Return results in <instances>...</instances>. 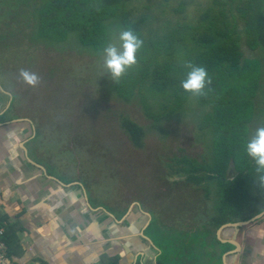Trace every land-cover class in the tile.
Segmentation results:
<instances>
[{"label": "rangeland", "instance_id": "obj_1", "mask_svg": "<svg viewBox=\"0 0 264 264\" xmlns=\"http://www.w3.org/2000/svg\"><path fill=\"white\" fill-rule=\"evenodd\" d=\"M39 1L0 0V99L8 105L0 112L4 119H26L32 138L20 144L48 173L81 184L113 223L125 216L144 219L140 226L144 232L139 229L137 233L140 240L150 239L162 248L160 240L165 234L160 233L165 228L178 236L175 242L192 244L185 253L181 245L173 244L166 264H180L177 257L183 256L197 257V264H220V254L229 246L207 234L219 207L217 178L210 179L213 172L204 168L211 163L205 108L189 95L181 109L156 121L154 116L167 112L174 99L149 90L155 78L151 73L154 65L148 66L146 76L129 70L124 76L128 78L118 82L102 77L100 55L80 45L74 34L59 43L36 36V21L30 12ZM239 1L132 0L124 10L127 20L140 27L144 46L138 55L143 59L150 56V42L162 41L178 24L200 27L181 31L182 40H174L172 51L160 53L156 59L160 67L172 63L184 68L203 50L199 35L213 37L215 44L222 41L216 33L223 30L222 24L214 16L221 18V12L230 17ZM180 5H184L183 11ZM116 24L111 26L109 42L118 29ZM263 48L251 51L240 41L247 58L264 59ZM20 69L38 73L40 86L24 85L18 78ZM118 83L129 92L127 98L116 95ZM176 87L168 85L166 89L171 93ZM256 101L257 108H262L264 79ZM256 113L252 131L262 124V114ZM134 125L142 131L138 140L129 130ZM31 149H38L39 157L32 155ZM226 174L228 180L237 175L232 166ZM247 188L254 190L253 186ZM227 210L234 212L230 207ZM156 217L158 223L153 224Z\"/></svg>", "mask_w": 264, "mask_h": 264}, {"label": "trees", "instance_id": "obj_2", "mask_svg": "<svg viewBox=\"0 0 264 264\" xmlns=\"http://www.w3.org/2000/svg\"><path fill=\"white\" fill-rule=\"evenodd\" d=\"M17 1L25 3L29 0ZM130 1L132 0H40L30 13L36 21L38 38L59 43L65 41L71 33L77 37L80 45L99 54L108 44L111 26L115 22L118 29L132 27L140 36V27L127 20V12L124 10L125 4ZM234 7L230 17L221 12V18L214 16L222 24L223 30L216 31L222 41L215 44L213 37L199 35L197 40L203 50L193 61L194 64L205 67L211 78L207 94L195 99L206 110L204 122L210 133L211 163L204 168L213 172L214 176L209 178H217L215 180L218 183V215L209 222L207 233L218 243L220 242L216 238V231L221 225L234 221V216L239 218L238 221L248 220L264 208V186L257 181L254 162L244 152V143L248 133L252 131L251 124L257 115L256 110L262 114L261 126H264V104L262 108H257L256 103L264 79V59L244 57L240 50L242 40L251 51L263 48L264 0H240ZM183 9L184 5H180L179 10ZM198 28L200 27L178 24L162 41L150 42L151 52L148 59L137 54V65L129 73L146 76L149 73L148 66L154 65L151 73H155V78L152 79L149 90L161 91L163 98L174 99L173 104L167 105V112L154 116L156 121L181 109L189 96L179 86L186 74L184 68H175L172 63H164L160 67L156 59L160 53L172 51L174 40H182L181 31ZM263 50L264 48L260 51ZM124 83L126 86V82ZM121 85L122 83H118L115 86V93L127 98L129 92L122 89ZM168 85L177 87L168 93ZM129 130L132 138L138 140L141 128L134 125ZM229 166L237 174L231 180L227 179L226 174ZM254 181L257 183L254 184ZM249 186H253L254 190L249 192ZM228 207L234 209V212L229 214L226 211ZM157 219L156 217L151 222L157 224ZM162 230L160 234L165 235L160 240L162 248L157 258L158 264L169 261L168 254H172L173 244L178 238L167 233L165 228ZM224 245L232 248L231 245Z\"/></svg>", "mask_w": 264, "mask_h": 264}, {"label": "crops", "instance_id": "obj_3", "mask_svg": "<svg viewBox=\"0 0 264 264\" xmlns=\"http://www.w3.org/2000/svg\"><path fill=\"white\" fill-rule=\"evenodd\" d=\"M4 103L0 99V111ZM0 113V225L12 264H158L161 248L137 234L144 219L125 216L113 223L81 184L48 173L30 158L20 144L32 138L26 119ZM31 153L39 157L38 149ZM232 232L226 228L221 237ZM237 241L236 256L228 254L233 247L223 253L226 264H264V216L242 228ZM175 244L184 253L192 248L189 241ZM196 259L177 257L180 264H197Z\"/></svg>", "mask_w": 264, "mask_h": 264}, {"label": "clouds", "instance_id": "obj_4", "mask_svg": "<svg viewBox=\"0 0 264 264\" xmlns=\"http://www.w3.org/2000/svg\"><path fill=\"white\" fill-rule=\"evenodd\" d=\"M143 46V39L133 31L132 27L117 29L111 42L99 53L102 77L106 75L113 82L120 81L137 65V54ZM184 68L187 72L181 81L182 90L191 98L205 96L207 87L211 84V78L205 67L189 61L184 64ZM18 78L29 88H37L42 83V77L28 69H20ZM244 152L254 162L257 181L264 186V126H259L248 133ZM257 181H254V184Z\"/></svg>", "mask_w": 264, "mask_h": 264}, {"label": "water", "instance_id": "obj_5", "mask_svg": "<svg viewBox=\"0 0 264 264\" xmlns=\"http://www.w3.org/2000/svg\"><path fill=\"white\" fill-rule=\"evenodd\" d=\"M25 149V148H24ZM34 165L38 166L36 163H33ZM264 216V208L261 210L260 213L254 215L253 217H251L248 220H244V221H237V222H230V223H225L223 225H221L217 231H216V238L217 240L222 243V244H229L233 247L232 250H230V252H228V254H231L233 256H236V254L240 251V245L237 241V237L238 234L240 232V230L248 225H250L251 223H253L254 221L262 218ZM149 222V221H148ZM148 224V223H147ZM226 228H231L233 229L232 235L229 238L223 239L221 237V233L224 229ZM226 257V253L223 254L222 258H223V264L225 263L224 258Z\"/></svg>", "mask_w": 264, "mask_h": 264}, {"label": "built area", "instance_id": "obj_6", "mask_svg": "<svg viewBox=\"0 0 264 264\" xmlns=\"http://www.w3.org/2000/svg\"><path fill=\"white\" fill-rule=\"evenodd\" d=\"M0 264H12L9 258L6 231L2 225H0Z\"/></svg>", "mask_w": 264, "mask_h": 264}, {"label": "flooded vegetation", "instance_id": "obj_7", "mask_svg": "<svg viewBox=\"0 0 264 264\" xmlns=\"http://www.w3.org/2000/svg\"><path fill=\"white\" fill-rule=\"evenodd\" d=\"M8 106L5 107V109L7 108Z\"/></svg>", "mask_w": 264, "mask_h": 264}]
</instances>
